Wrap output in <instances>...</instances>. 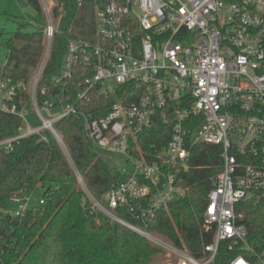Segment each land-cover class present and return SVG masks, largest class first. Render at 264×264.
Returning <instances> with one entry per match:
<instances>
[{
    "label": "built area",
    "instance_id": "built-area-1",
    "mask_svg": "<svg viewBox=\"0 0 264 264\" xmlns=\"http://www.w3.org/2000/svg\"><path fill=\"white\" fill-rule=\"evenodd\" d=\"M44 4V48L34 73L27 80L0 77V111L21 121L13 135L0 139V149L10 151L31 135L44 139L48 131L63 149L89 213H102L166 250L171 264H215L221 243L234 253L226 264H264V240L249 241L241 206L264 203V0H104L94 8L93 39L67 40L53 81L76 80L72 103L57 94L44 98L46 89L39 87L62 16L53 15L54 3ZM7 61L8 53L2 66ZM111 97L105 114H81L95 147L128 166L117 170L122 180L97 199L54 124L76 115L78 102ZM188 99L189 105L172 107L166 145L158 149L153 144L151 154L142 151L138 137L151 127L157 111ZM28 109L38 125L27 119ZM200 143L222 150L202 213L213 236L203 246L204 256L196 258L184 247L160 242L158 233L144 226L184 195L177 174L188 169L190 150ZM30 201V193L15 194L9 202L17 208L5 213L23 216ZM120 207L144 226L119 216Z\"/></svg>",
    "mask_w": 264,
    "mask_h": 264
},
{
    "label": "trees",
    "instance_id": "trees-1",
    "mask_svg": "<svg viewBox=\"0 0 264 264\" xmlns=\"http://www.w3.org/2000/svg\"><path fill=\"white\" fill-rule=\"evenodd\" d=\"M103 1L54 0L53 15L62 12V16L39 85L46 89L44 98L57 94L65 102H74L76 80L53 81L61 66L67 40L93 39L94 8ZM26 2L33 11L41 12L38 0ZM7 47L8 61L2 66L0 59V77L27 80L43 53L42 28L14 31L7 40ZM112 101L111 97L78 102L76 115H68L54 124L73 165L97 199L121 181L122 175L106 162L103 153L92 143L81 114L103 115ZM189 103V99L178 100L159 109L151 127L138 137L141 150L151 154L153 144L158 149L166 145L173 124L172 107L182 108ZM164 112L167 123L162 119ZM190 120L196 125V117ZM20 122L18 117L0 111V139L13 135ZM43 134L44 139L40 135L19 139L10 151L0 149V264H152L161 248L102 213L90 214L88 201L63 149L48 131ZM221 150L219 145L204 143L192 147L188 169L177 174L178 184L185 189L184 195L160 209L147 226L133 219L127 207L118 208L116 213L167 236L174 245L202 258L203 246L211 242L213 236V230L204 227L202 213L212 179L220 171ZM133 152L140 157L137 150ZM37 187L43 189L39 198L43 203L29 206L23 216L16 218L2 211L10 203L11 196L31 193ZM242 205L249 241L261 244L264 203L245 202ZM233 256L225 243H221L215 264H226Z\"/></svg>",
    "mask_w": 264,
    "mask_h": 264
},
{
    "label": "rangeland",
    "instance_id": "rangeland-1",
    "mask_svg": "<svg viewBox=\"0 0 264 264\" xmlns=\"http://www.w3.org/2000/svg\"><path fill=\"white\" fill-rule=\"evenodd\" d=\"M38 1L42 8L40 13L33 11L27 5L26 0H0V59L2 61L5 60V55L9 51L7 47V40L14 31L18 29L31 31L37 28H43L46 25L44 3L49 6L54 2V0ZM187 42H190V40H187ZM26 117L32 125L39 124V121L32 110H27ZM103 157L106 162L115 170L128 167L123 158L115 157L106 153H103ZM42 191L43 189L41 187H37L30 193L31 201L29 205H34L38 202ZM16 208V204L9 203L2 211L7 212ZM158 239L162 243L171 242L170 239L163 234H158ZM172 262L173 259L171 256H169L167 251L161 249L160 253L154 257L152 264H171Z\"/></svg>",
    "mask_w": 264,
    "mask_h": 264
}]
</instances>
